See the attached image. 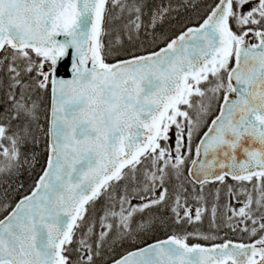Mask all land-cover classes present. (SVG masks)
<instances>
[{
	"label": "snow or ice",
	"instance_id": "6c2138e0",
	"mask_svg": "<svg viewBox=\"0 0 264 264\" xmlns=\"http://www.w3.org/2000/svg\"><path fill=\"white\" fill-rule=\"evenodd\" d=\"M0 264H264V0H0Z\"/></svg>",
	"mask_w": 264,
	"mask_h": 264
}]
</instances>
